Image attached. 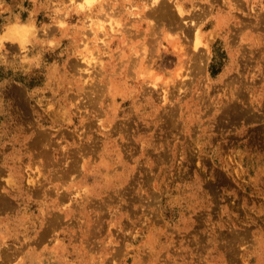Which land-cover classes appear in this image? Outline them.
Listing matches in <instances>:
<instances>
[{"label":"clouds","instance_id":"clouds-1","mask_svg":"<svg viewBox=\"0 0 264 264\" xmlns=\"http://www.w3.org/2000/svg\"><path fill=\"white\" fill-rule=\"evenodd\" d=\"M220 2L217 7L216 0H184L182 26L166 30L162 38L169 41V50L177 46L172 55L164 52L175 57L169 61L171 68L157 64L164 59L161 39L147 33L135 40L125 37L126 19L112 27L67 20L71 12L93 8L104 12L106 4L112 11L124 9L127 19L141 17L159 0L135 5L130 0H72L56 7L57 12L68 11L63 20L53 16L52 23L43 26V37L35 31L31 39L2 35L0 83L9 90L14 85L34 101L29 107L51 119V127L59 130L77 117L80 124H91L96 140L107 141L110 148L98 144L101 159L93 165L92 181L82 183L73 177L75 182L59 189L67 191L66 202L57 206L55 201L29 196L23 211L17 209L18 215L0 212V264H128L129 257L132 264H219L214 249L201 255L186 238L203 219L202 209H210L213 201L222 206V222H213V231L219 227L245 232L237 246L238 264H264V152L257 155L221 143L228 123H221L225 114L249 107L254 112L256 89L264 95V0ZM53 25L57 31L49 35ZM17 43L20 52L8 47ZM178 64L183 67L177 68ZM233 127L236 135H246L245 119ZM5 135L0 133V148L18 140L16 136L3 140ZM129 147L135 150L128 153L131 164L124 159ZM22 164L20 149L14 148L0 164L9 169L0 181L18 188ZM28 165V183L36 185L44 173ZM157 168L159 173L154 171ZM217 171L233 185H220L218 195L209 186L217 184ZM154 175H160L158 181ZM225 193L232 197L233 210L225 203ZM82 200L113 205V219L99 252L89 247L92 224L87 212L81 214L84 227L78 240L75 230L64 224L73 218V205ZM54 220L56 227L51 226ZM120 233L123 237L118 239Z\"/></svg>","mask_w":264,"mask_h":264},{"label":"rangeland","instance_id":"rangeland-1","mask_svg":"<svg viewBox=\"0 0 264 264\" xmlns=\"http://www.w3.org/2000/svg\"><path fill=\"white\" fill-rule=\"evenodd\" d=\"M149 1L150 0H148V2ZM162 1L161 0L159 1L161 7L163 9L167 8L168 14L170 13L171 15L173 14L172 16H174V18L176 19L174 20L173 18L172 19L173 23L171 24H168L170 23L168 22L169 20H165V18L162 19V17L160 21L159 13H157L156 10H154V9H158L160 5L159 6L156 5L155 7H153L154 8L153 10L155 11L153 15L152 13H150L151 11L154 12L153 10H150L152 8H149V10H147V13H145V14L150 13L149 15L150 24L148 22L145 23L144 21H142L143 18L141 20V23H135L138 20V17L132 16L131 19H127L128 14L124 12V9L118 7L115 11H112L110 4L105 5L104 12L99 11L98 8H93L91 11L86 9L79 13L71 12L70 14L67 15V20L70 24H77L78 22H80V23L93 25V27H95V25L105 22L103 24L105 25V27H108L111 24H112L111 26L118 25L119 23L122 22V19H126L127 22L124 24V29H123L126 38L131 37L132 40H135L138 38V34L147 33V34L155 35L157 39H162L165 34V33L163 34V32H165L166 30L176 26H182L180 20L182 15H180L177 12L175 6L176 4L170 2V0H162ZM77 2L79 3L81 2V0H77ZM120 2L123 3L125 2V0H120ZM130 2L131 4L135 5L137 3H140L141 0H130ZM143 2L146 3L147 0L146 1L144 0ZM71 3L72 0H0V34L3 35V33H9V31L7 30L9 29V27L7 26H10L11 30L10 29L9 30L10 32H12L11 27L14 26L12 25L13 22L20 24L23 21V22H27L24 23L25 25L30 24V26H28L29 29L27 32L28 33L31 32L29 35L27 32L26 34L24 32L21 35L23 38L31 39L33 31H35L38 36L43 37L44 36L43 26L45 24L52 23L53 16H55L58 20H63L68 11L67 9H65L64 11L57 12L55 10L56 7L57 6L62 7L64 4L70 5ZM161 3L162 4L165 3V4L162 5ZM216 3H217V7L222 6L220 0H216ZM243 7L245 8V11L248 10L246 4L243 5ZM257 11L259 12V8H257ZM171 15L170 17H172ZM195 15H200V13H196ZM261 16L264 17V13H261ZM88 17H91V19L89 20ZM184 18L186 19L187 17L185 16ZM89 21H91L92 24ZM94 21L95 24H93ZM109 21H111L110 24H108ZM166 21L168 23H166ZM129 25H139V27L138 28L129 27ZM161 25L163 26V28ZM56 31L57 28L55 25H53V27L48 29V34L52 35ZM92 34H93L92 28L87 29V35L91 36ZM1 35L0 38H2ZM163 44L166 47V43L163 42ZM8 47L12 48L13 51L20 52L19 43L9 44ZM164 52H168L169 55H172L173 54L172 48L170 50L164 49V51L160 52V55L161 56L163 55L165 60L168 59V61L170 60L173 62L175 61L174 56H168ZM3 58H4L3 51L0 50V60H3ZM8 59L9 60L12 59L11 55L8 56ZM163 63L165 62H161V60H157V64L160 67L162 66L168 68L172 67V64L170 63L166 65H163ZM178 67L180 66L177 65V68ZM257 84H259V81H257ZM16 92H19V94H17ZM255 95L257 99L252 101V107H255L256 111L253 112L251 107H249L244 111L233 110L232 112L225 114L221 123L224 124L225 121H227L228 123L225 125L224 130L221 132V136L223 137L221 143H232L237 150L244 149L247 151L248 149H251L257 155H259L261 152H264V95L260 94L259 88L256 89ZM0 97H2L3 99V107L2 109H0V133H5V132L7 133V135L3 136V140H10L13 136H16L18 138V140L15 141L14 143H9L6 146L0 148V164H3L4 156L7 153L12 152L14 148H19L20 153L23 157V164L19 166V172L21 173V175H18L17 177V182L19 184V187L12 188L9 187L8 185H5L3 181H0V205H1L0 212H9L11 217L18 215L19 213L17 212V209H19L21 212L23 211V206L29 202L28 201L29 196H32L33 198L40 197L42 199H46L49 201H55L56 205L59 206L60 204L66 202V196H67V191L61 192L59 189L62 188L64 185H67L71 182H75L73 181V177H75L76 181H80L82 183L90 182L93 180L95 176L93 165H95L101 159V154L99 151H97L98 148L96 149L95 145L102 144V146L105 149H109L110 146L107 143V141H104L103 139H101V141L96 140V134L92 132L93 129L91 127V124L86 123L84 124L85 125L84 126L80 124V121L77 117H72L75 123L66 124L64 127H60L58 131L56 127H51L52 124L51 119L49 118L47 119V117L44 118L42 116L37 115L36 112L29 107L30 102L34 103V101H31L30 98H25L24 94L20 90L16 89L14 85L12 86L11 90H9V86L7 84L0 83ZM15 102L21 103V105L26 103V106L28 108H25L26 107L25 104L22 105V107L25 106L23 108L25 110V111L23 110L25 113L24 112L23 113L27 120L23 119V115L21 114L22 111L20 113H17V109L19 107L18 105H16ZM245 102L247 103V101ZM14 105L17 107H15ZM14 110H16V112ZM17 116L19 119H17ZM241 118L245 119V123L248 126L247 133L245 136L236 135L235 128L233 127L234 124L238 125L239 120ZM77 125H79V129ZM26 127L27 129L29 128L30 130L28 129L29 130L28 131ZM81 128L82 130L83 129L84 130L82 131ZM229 128L232 129L231 133L228 132ZM79 130L82 131L83 133L81 134ZM47 131L49 132L47 133ZM70 131H72V133L75 132L74 135H72ZM217 131H219V129ZM77 132L79 133L76 134ZM31 135L33 136V138ZM76 135L80 136V140ZM69 136L71 137L69 138ZM89 136H91L92 140L95 141L92 140L89 141L88 139ZM38 137L40 139H38ZM44 140L48 146L46 145ZM94 142L97 143L95 144ZM30 143H32V146L35 145V147L32 148ZM86 143H88L89 145ZM84 144L87 147L86 146L84 147ZM90 145L92 147H90ZM27 148L29 149L27 150ZM43 148L48 151L44 150ZM48 148L51 150H49ZM80 148L82 150H80ZM63 149L66 151H63ZM134 151H135L134 148L129 147L127 149V152L124 154V159L129 164L133 163V160L128 155V153H134ZM36 152L38 153L37 155ZM34 155L37 157V159L35 158ZM8 163L11 164L12 162L8 161ZM29 163L31 164L28 165ZM166 163L171 164L172 162L166 161ZM27 165L33 169L41 168V172L44 173V175L41 176L40 181H38L36 185H30L28 183V179L30 178V171L25 170ZM69 168L70 171H67L69 170ZM71 170L74 171L72 172ZM8 171H9L8 168L0 167V175H7ZM63 171L66 172L63 173ZM133 171H135V169H133ZM154 171L156 173H159L158 168L155 169ZM54 173L56 177H54ZM66 173L69 175L67 176ZM34 174L35 173H32V175ZM63 175L65 176V178ZM45 177H48V179H45ZM159 178L160 175H154L153 177V179H155L156 181H158ZM39 183H41L43 186ZM220 185L227 186L228 188L233 187L230 181L225 178L224 174L217 171V184L213 185L210 182L209 186L211 187L212 191L218 195L219 193L217 190L220 187ZM261 189H264V177L261 178ZM58 192L59 195L61 196L58 195ZM247 192L248 193L252 192L251 187L247 188ZM61 200L63 201L65 200V201L63 202ZM231 200L232 197L228 196L225 193V203L228 204L230 210H233L234 206L231 204ZM6 203H8V205ZM241 203H242V199L237 200L236 206L238 207ZM3 204L7 205L8 208ZM73 206L74 208H76L74 209V214L72 218L73 221L65 220L64 224L67 226L68 229L75 230L76 236L74 237V239L78 240L82 235L80 229L84 227V225L81 224V218H82L81 214L87 212L89 214L88 218L91 220V224H92L88 236L89 247L91 248L92 251L99 252L103 248L102 242L106 238V234L109 229V221L113 219L110 211L113 205L110 203H105L103 201H97V200H82L80 204H74ZM220 211H222V206L218 207L215 201H213L212 207L210 209L208 208L202 209V212L204 213L203 219L198 220L196 226L192 229V231L187 233L186 238L190 246L201 255L206 254L210 248L214 249L213 258L218 260L219 264H238L239 253L237 251V246L239 242L245 238V232L241 230H237L233 232L229 228H225L222 230L219 227H217L213 231L211 227L212 223L221 221V216L219 214ZM240 215L241 217H243V212H241ZM208 216H210L211 219H208ZM58 219L59 218H57V220ZM223 220L226 221L227 217L225 216ZM233 220L236 221L237 224L241 223V221L236 220V217H233ZM97 223L99 227L98 225H96ZM123 223L126 228L129 226V222L127 219H125ZM56 224H57L56 220L51 222L52 227H56ZM112 232L113 234H115L116 229L113 228ZM45 234L47 235V233ZM121 237H123V233H120L117 238L119 239ZM125 239L130 240L131 237H127ZM179 239H180V235L178 234L177 241H179ZM123 252H124V248L121 247L119 253L122 255ZM8 256L9 254L5 252L6 259H8L7 258ZM128 264H132L131 257H129L128 259Z\"/></svg>","mask_w":264,"mask_h":264},{"label":"bare ground","instance_id":"bare-ground-1","mask_svg":"<svg viewBox=\"0 0 264 264\" xmlns=\"http://www.w3.org/2000/svg\"><path fill=\"white\" fill-rule=\"evenodd\" d=\"M143 1H144V0H143ZM145 1H146V0H145ZM159 1H160V0H159ZM161 1H162V0H161ZM147 2H148V0H147ZM147 2H146V3H147ZM149 2H150V1H149ZM162 3H163V1H162ZM162 3H161V4H162ZM164 4H165V3H164ZM164 4H162V5H164ZM183 4H184V1H183V0H176V5H175V6H176V9H177V12H178L180 15H182V12H183V8L181 7ZM159 5H160V2L157 4V6H159ZM165 7H166V6H165ZM153 9H154V8L152 7V9H150V10H153ZM154 10H156V12L159 13V15H160V21H161V17H162V19L165 18V20H169L168 22H170V23H168L167 21H166V23H168V24L173 23V22H172V19L174 18V16H172L173 14L171 15V13L168 14V9H167V8H166V9H163V8L161 7V5H160L158 9H154ZM154 10H153V11H154ZM166 10H167V11H166ZM148 12H149V11H148ZM145 13H147V11H146ZM145 13H143V15H142L141 17H138V20H137L135 23H141L142 18H143L142 21H144L145 23H146V22L149 23V22H150V20H149V15H150V13H152V15H153V13H155V11H154V12L151 11V12L148 13V14H145ZM170 15H171L172 17H170ZM100 16H101V15H100ZM100 16H99V17H100ZM101 17H102V16H101ZM101 17H100V18H101ZM110 17H111V16H110ZM178 17H179V16H178ZM100 18H99V20H100ZM96 19H97V18H96ZM104 19H105V18H104ZM184 19H185V18H184ZM89 20H90V19H89ZM106 20H107V19H106ZM158 20H159V19H158ZM158 20H157V21H158ZM165 20H164V21H165ZM174 20H176V19L174 18ZM180 20H181V19H180ZM102 21H103V20H102ZM177 21H178V20H177ZM89 22L92 24L91 21H89ZM94 22H95V21H94ZM158 22H159V21H158ZM24 23H27V22H23V21H22L20 24H17V23H14V22H13L12 25H14V26L11 27V28H12V32H10V30H11V29H10V26H7V27H9V29H10V30H9V29H7V30L9 31L10 34L12 33L11 35H14V36H17V37L20 38V37H22L21 35H22L24 32H25V34H26V32H27L28 29H29L28 26H30V24H29V25H25ZM28 23H29V22H28ZM103 23H105V22H103ZM164 23H165V22H164ZM166 23H165V24H166ZM108 24H110V23H108ZM108 24H107V25H108ZM149 24H150V23H149ZM149 24H148V25H149ZM151 24H152V23H151ZM168 24H167V25H168ZM111 25H112V24H111ZM111 25H109V26L112 27ZM141 25H142V24H141ZM31 26H32V25H31ZM109 26H108V27H109ZM149 26H150V25H149ZM161 26H162V25H161ZM147 27H148V26H147ZM151 28H152V27H151ZM162 28H163V26H162ZM5 30H6V29H5ZM7 30H6V31H7ZM6 31H5V32H6ZM149 32H150V30H149ZM2 33H3V32H2ZM13 33H14V34H13ZM27 33H28V32H27ZM30 33H31V32H29L28 35H29ZM3 34H4V33H3ZM163 34H164V32H163ZM0 35H1V34H0ZM101 35H102V33H101ZM1 36H2V35H1ZM23 36H25V35H23ZM30 36H31V35H30ZM162 37H163V36H162ZM22 38H23V37H22ZM162 40H163V42L166 43V47H165V49H168V48H167V45H168L169 41L166 40V39H161V43H163ZM199 42H200V40H199V36H198V34H197V43H199ZM161 51H162V50H161ZM176 51H177V47H176V45H173V46H172V53L174 54V53H176ZM162 56H163V55H162ZM177 59H179V57H177ZM161 62H165V63H163V65H166V64L169 63L168 59H167V60L163 59ZM170 64H171V63H170ZM178 66H180V67H178V68H182V67H183L182 64H178ZM162 67H164V66H162ZM162 67H161V68H162ZM16 93L19 94V92H16ZM15 103H16V102H15ZM24 104H25V106H26V103H24ZM24 104H22V105H24ZM16 105H18V107H19V108L17 109V113H20V112L22 111L21 114L23 115V119H26V118H25V115H24V113H25L24 111H25V110L23 109L25 106L22 107L21 103H16ZM14 106H15V105H14ZM15 107H17V106H15ZM25 108H28V107L26 106ZM13 109H15V108H13ZM23 110H24V111H23ZM14 111L16 112V110H14ZM23 112H24V113H23ZM27 112H28V110H27ZM27 112H26V113H27ZM29 113H30V111H29ZM17 115H18V114H17ZM37 117H39V116H37ZM44 118H45V117H44ZM233 118H234V117H233ZM17 119H19L18 116H17ZM47 119H48V117H47ZM26 120H27V119H26ZM26 120H25V121H26ZM30 120H33V119H30ZM21 121H22V120H21ZM14 122H15V121H14ZM28 122H29V121H28ZM32 122H33V121H32ZM17 123H18V122H17ZM18 124H19V123H18ZM33 125H34V124H33ZM82 125H84V124H82ZM84 126H85V125H84ZM29 127H30V126H29ZM91 127H92V126H91ZM34 128H35V127H34ZM84 128H86V127H84ZM87 128H88V127H87ZM26 129H27V127H26ZM28 129H29V128H28ZM28 129H27V130H28ZM78 129H79V127H78ZM24 130H25V129H24ZM29 130H30V129H29ZM29 130H28V131H29ZM42 130H43V129H42ZM54 130H55V129H54ZM81 130H82V128H81ZM83 130H84V129H83ZM83 130H82V131H83ZM22 131H23V130H22ZM28 131H27V132H28ZM51 131H52V130H51ZM58 131H59V130H58ZM75 131H76V130H75ZM79 131H80V130H79ZM82 131H80L81 134L83 133ZM27 132H26V133H27ZM48 132H49V131H47V133H48ZM67 132H69V131H67ZM84 132H85V131H84ZM89 132H90V131H89ZM92 132H93V131H92ZM63 133H64V132H63ZM63 133H62V134H63ZM70 133H72V131H70ZM74 133H75V132H74ZM74 133H72V135H74ZM78 133H79V132H77L76 134H78ZM54 134H55V133H54ZM58 134H59V133H58ZM67 134H68V133H67ZM35 135H36V133H35ZM79 135H80V134H79ZM79 135H76V136H77V137L79 138V140H80V136H79ZM85 135H86V134H85ZM29 136H30V135H29ZM31 136H32V135H31ZM47 136H48V134H47ZM56 136H57V135H56ZM66 136H67V135H66ZM66 136H65V137H66ZM81 136H83V135H81ZM67 137H68V136H67ZM70 137H71V136H69V138H70ZM29 138H30V137H29ZM32 138H33V136H32ZM63 138H64V137H63ZM69 138H68V139H69ZM38 139H40V138L38 137ZM55 139H56V138H55ZM81 139H82V138H81ZM56 140H57V139H56ZM75 140H76V139H75ZM39 141H40V140H39ZM53 141H54V140H53ZM57 141H58V140H57ZM92 141H95V140H92ZM44 142H45V140H44ZM80 142H81V141H80ZM36 143H37V142H36ZM45 143H46V142H45ZM55 143H56V142H55ZM88 143H89V142H88ZM88 143H86V144H88ZM94 143H95V142H94ZM96 143H97V142H96ZM96 143H95V144H96ZM30 144H31V146H32V143H30ZM33 144H34V143H33ZM37 144H38V143H37ZM37 144H36V145H37ZM95 144H94V145H95ZM46 145H47V143H46ZM88 145H89V144H88ZM94 145H93V146H94ZM29 146H30V145H29ZM29 146H28V147H29ZM43 146H44V145H43ZM47 146H48V145H47ZM54 146H55V145H54ZM54 146H52V147H54ZM56 146H57V145H56ZM85 146H86V145L84 144V147H85ZM95 146H96V149H97V148H98V147H97L98 144L95 145ZM33 147H35V145H33L32 148H33ZM36 147H37V146H36ZM86 147H87V146H86ZM90 147H92V146L90 145ZM32 148H31V149H32ZM41 148H42V146H41ZM44 148H46V147H44ZM44 148H43V149H44ZM55 148H56V147H55ZM82 148H83V147H82ZM28 149H29V148H27V150H28ZM48 149H49V148H48ZM77 149H78V148H77ZM89 149H90V148H89ZM94 149H95V148H94ZM44 150H46V149H44ZM49 150H51V149H49ZM58 150H59V149H58ZM80 150H82V149L80 148ZM46 151H48V150H46ZM56 151H57V150H56ZM63 151H66V150L63 149ZM97 151H98V150H97ZM85 152H86V151H85ZM37 154H38V153L36 152V155H37ZM80 155H81V154H80ZM32 156H33V155H32ZM34 156H35V155H34ZM35 158L37 159L36 156H35ZM40 158H41V156H40ZM83 158H84V157H83ZM71 162H73V161H71ZM75 162H76V161H75ZM32 163H33V162H32ZM72 164H73V163H72ZM72 164H71V165H72ZM71 165H69V166H71ZM83 165H84V164H83ZM69 166H68V167H69ZM72 166H73V165H72ZM74 170H76V169H74ZM74 170H71V171L73 172ZM67 171H70V168H69V170H67ZM56 172H57V171H56ZM65 172H66V171H65ZM65 172L63 171V173H65ZM57 174H59V173H57ZM57 174H56V175H57ZM31 175H32V174H31ZM34 175H35V174H34ZM66 175L68 176L69 174L66 173ZM61 176H62V175H61ZM63 176H64V175H63ZM52 177H53V176H52ZM54 177H56V176H55V173H54ZM54 177H53V178H54ZM57 177H58V176H57ZM64 178H65V176H64ZM55 179H56V178H55ZM59 179H60V178H59ZM39 184H41V183H39ZM41 185H42V184H41ZM42 186H43V185H42ZM42 186H41V187H42ZM30 192H31V190H30ZM38 192H39V190H38ZM40 193H41V192H40ZM40 193H39V194H40ZM65 193H66V192H65ZM46 195H47V194H46ZM58 195H59V192H58ZM58 195H57V196H58ZM65 195H66V194H65ZM36 196H37V195H36ZM59 196H61V195H59ZM59 196H58V197H59ZM44 198H45V197H44ZM64 198H65V197H64ZM60 199H61V198H60ZM60 199H59V201H60ZM61 201H63V200H61ZM64 201H65V200H64ZM64 201H63V202H64ZM5 202H6V201H5ZM6 204L8 205V203H6ZM59 204H60V202H59ZM3 205H5V204H3ZM3 205H2V206H3ZM7 205H5V206H7ZM0 206H1V205H0ZM77 206H79V205H77ZM73 207H74V206H73ZM75 207H76V206H75ZM0 208H1V207H0ZM3 208H4V207H3ZM7 208H8V206H7ZM74 209H76V208H74ZM71 220H72V219H71ZM101 220H102V219H101ZM72 221H73V220H72ZM98 221H99V218H98ZM54 225H55V224H54ZM96 225H98V223H97ZM98 227H99V225H98ZM102 228H103V227H102ZM45 235H46V234H45ZM227 251H228V250H227ZM229 254H230V253H229ZM7 258H8V257H7Z\"/></svg>","mask_w":264,"mask_h":264}]
</instances>
